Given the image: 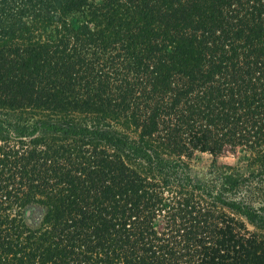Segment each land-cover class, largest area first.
<instances>
[{
    "label": "trees",
    "instance_id": "1",
    "mask_svg": "<svg viewBox=\"0 0 264 264\" xmlns=\"http://www.w3.org/2000/svg\"><path fill=\"white\" fill-rule=\"evenodd\" d=\"M0 105V264H264V0H0Z\"/></svg>",
    "mask_w": 264,
    "mask_h": 264
},
{
    "label": "rangeland",
    "instance_id": "2",
    "mask_svg": "<svg viewBox=\"0 0 264 264\" xmlns=\"http://www.w3.org/2000/svg\"><path fill=\"white\" fill-rule=\"evenodd\" d=\"M30 118L29 111L16 110L7 106L0 105V124L5 127L11 128L16 123H22L23 121H28ZM219 161H224L225 163L231 164L232 160L230 157H222ZM211 163V156L208 154H203L201 159H199L195 164H193V170L196 172H203L208 164ZM220 164V163H217Z\"/></svg>",
    "mask_w": 264,
    "mask_h": 264
}]
</instances>
